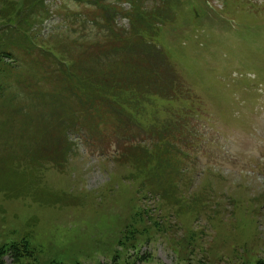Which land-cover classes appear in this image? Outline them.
I'll return each instance as SVG.
<instances>
[{
  "label": "rangeland",
  "instance_id": "rangeland-1",
  "mask_svg": "<svg viewBox=\"0 0 264 264\" xmlns=\"http://www.w3.org/2000/svg\"><path fill=\"white\" fill-rule=\"evenodd\" d=\"M164 1L0 0V141L14 157H0L4 264H264V0ZM135 5L169 11L163 53L139 49L118 71L138 90L122 108L147 132L43 55L99 65L109 21L139 47ZM153 130L179 156L162 153L165 193L145 186L153 166L116 150Z\"/></svg>",
  "mask_w": 264,
  "mask_h": 264
},
{
  "label": "trees",
  "instance_id": "trees-1",
  "mask_svg": "<svg viewBox=\"0 0 264 264\" xmlns=\"http://www.w3.org/2000/svg\"><path fill=\"white\" fill-rule=\"evenodd\" d=\"M166 1L168 2L169 0H165V2ZM136 6L137 5H135L133 8V12L135 16L138 15V18L143 20V25L140 29H138V32L136 34L138 35V38L140 40L139 47L136 46V44H134L132 47H128L130 46L129 40H123L127 38L121 30H115V29L111 30V21H109L108 22L109 26L107 27L111 32L109 33L107 38L111 41L112 48L108 53H99L98 56L96 53L95 57L93 55V58H97V60L96 59L95 60L100 61V63L99 65H95L94 67L91 66V69L90 67L87 68L86 70H83V68L80 69V66L82 64L79 63V61L81 62V60L78 61V59H75L76 57L70 60L62 59L60 54H58L57 52H55L54 50L50 48L48 49H50L51 51H47L46 53H43V55L49 60L54 61V59H56V60L61 61L60 65H57L59 66L58 72L61 73L60 74L61 77H62V73L65 72L64 70L68 71L67 73L69 75L71 73L73 76H75L76 84L78 85L79 91H89V94L93 93L95 96L104 98L105 101H108V102L113 101L114 103H116L117 109L112 112L118 114L117 116L121 117L122 119L130 120L132 124L134 121L128 115L129 114L128 111L126 109H123L122 106H124V102L126 101L130 105L133 106L134 101L131 103L129 100H122V99H124V97L125 98L128 97L127 95L132 94V92H136L135 90L137 89L135 88V86L132 84L131 81L129 83L128 82L125 83L118 71H120L121 69V63L123 61L124 56L126 57L130 55L135 58L137 57L141 58L143 55H146V54L147 55L149 54L150 56L154 54V56H157V57L160 55V51H158L155 48V43H157V35H158L157 26L160 23L162 24L163 23L162 20L165 19L167 16V10L164 11L165 15L163 14L160 17L159 15L160 11L156 12L155 11L156 9L152 8L151 11H149L154 14L152 15L149 12H144V11L141 12L140 9L136 8ZM115 16H118V14H116ZM134 37L135 35L132 36V39ZM29 45H31V47L29 48L33 50L34 44L30 42ZM142 48L146 49L143 51L141 50L143 55L139 53V49H142ZM55 53H57L60 56L59 59L55 58L56 57ZM86 56H92V53L89 54L88 52L86 53ZM80 57H83V56H80ZM113 58H119V59L117 60V62H114L112 60ZM40 61L41 59L36 60V62L42 66ZM113 66H115V68ZM93 68H95V71ZM107 68L112 69V72L106 74L104 71H106ZM115 72L118 73V76ZM124 79L126 78L124 77ZM65 81L67 85L69 86L70 83L68 82V80H65ZM93 101H95V98L93 100L90 99L88 102L91 103ZM50 120L52 121L51 123L54 122L52 118ZM149 136L152 138L150 139L151 143L146 146H141L139 143H135V141L131 140V138L128 137L127 142H122L121 144L118 145V152L122 154L125 157V159L131 161L130 165L136 167V169L138 170L145 171V170H148L149 166H153L151 167L148 173L149 177L152 178V180L146 181L145 186L148 189L151 188V190L153 191L158 190L159 188L161 189V191H163L167 187V185L172 183V179H167L163 176L170 174L173 171V162H172L171 157L167 159L162 158L163 156L162 153L170 152V153H173L175 157H179V156H176L178 155V152L175 151V149H173V147L171 146L172 142L169 141V136L160 137V134L158 132L157 133L152 132ZM132 145H135V147H133ZM4 148L8 150V153H9V149H10L9 142L0 141V157L3 159V164L8 162V165H9L10 162H13L14 157L11 160L10 158L7 157L8 154L6 152H5L6 155L2 154V151ZM58 150L59 152H63L61 151L62 149L56 148V152H58ZM50 151H52V149H50ZM142 152L147 158L145 164H139L137 161V159L140 157L139 155ZM52 154H53V151H52ZM125 159L123 161H125ZM9 166H11V164ZM169 178H171V176H169ZM162 193H165V191H163ZM37 202L43 203L40 200H37ZM19 244H16L18 246L12 245L10 248V253H12L13 258H16V259H19L24 255V251L21 252L19 250V247H22L23 250H26V246L24 243H22L21 245ZM4 255H5V250L0 249V264H4V261H3Z\"/></svg>",
  "mask_w": 264,
  "mask_h": 264
}]
</instances>
